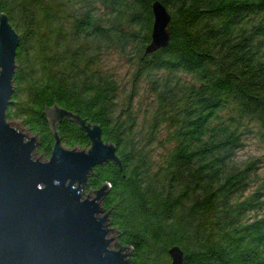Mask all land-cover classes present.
<instances>
[{"label":"trees","instance_id":"trees-1","mask_svg":"<svg viewBox=\"0 0 264 264\" xmlns=\"http://www.w3.org/2000/svg\"><path fill=\"white\" fill-rule=\"evenodd\" d=\"M152 1L0 0L19 35L5 116L36 135L46 157V107L99 126L120 164L95 165L85 191L107 185L101 206L130 248L129 264H168L171 245L182 264H264V178L245 194L253 161L231 162L252 132L243 120L256 123L264 144V0H158L170 17L168 42L143 54ZM130 43L132 85L145 81L151 95L140 119L128 105L115 108V78L95 65L101 45L125 51ZM55 130L64 147L88 148L73 124Z\"/></svg>","mask_w":264,"mask_h":264},{"label":"water","instance_id":"water-1","mask_svg":"<svg viewBox=\"0 0 264 264\" xmlns=\"http://www.w3.org/2000/svg\"><path fill=\"white\" fill-rule=\"evenodd\" d=\"M150 11L143 54L165 47L169 38L170 17L164 5L154 0ZM18 38L0 12V264H129V247L116 238V248L109 247L111 228L105 221L110 207L99 215L107 185L91 189L92 196L90 192L82 196L95 165L120 164L115 146L101 140L99 126L55 104L46 107L53 143L41 160L33 156L36 135L25 138L6 119ZM61 120L84 133L87 149L66 148L59 142L55 127ZM166 254L168 264H182L177 245L168 247Z\"/></svg>","mask_w":264,"mask_h":264},{"label":"rangeland","instance_id":"rangeland-1","mask_svg":"<svg viewBox=\"0 0 264 264\" xmlns=\"http://www.w3.org/2000/svg\"><path fill=\"white\" fill-rule=\"evenodd\" d=\"M96 14L98 15L100 21H103L108 15L107 12L102 10L99 5H97ZM133 43V42H131ZM128 44L125 48V51L115 49L112 46H104L101 45L99 54L96 55V62L101 70H106L110 73L117 83V97L115 99V108L119 110L121 107L129 106L130 111L135 113L138 119L145 117L148 114L149 103L151 100V95L147 91V83L143 80H138L134 86L131 81V72L133 70V61L136 56V46L132 48V45ZM16 68V63L14 62ZM12 88H14L12 82ZM134 91V92H133ZM7 121L11 124V126L20 130L25 134V138H28L30 134L28 131L22 126L21 122L14 116L12 118H6ZM248 127L252 128L251 133H247L242 136L241 145L235 151L234 156L231 159V162L235 166H242L247 161H253V174L251 175V182L249 184L248 189L245 194L249 193L252 189L259 186L261 184V179L264 178V144L259 140L257 134L254 132L257 128L256 123L250 120H243ZM162 135H158V138H161ZM37 142V140L35 141ZM37 143L35 144V150L33 152V156L35 158H40L41 160L46 159L47 157L41 153H38L36 150ZM153 150L150 153L151 159L154 163H159L161 159V149L159 146H153ZM90 192V196H92L91 189L85 191V185H83L82 196L86 195ZM100 212L99 215L104 213ZM264 209L260 212H257V215L263 214ZM108 218V215H107ZM107 224V221H105ZM107 227L110 226L107 224ZM115 230L111 229L109 232L110 248H116L115 242ZM113 237V238H112Z\"/></svg>","mask_w":264,"mask_h":264}]
</instances>
